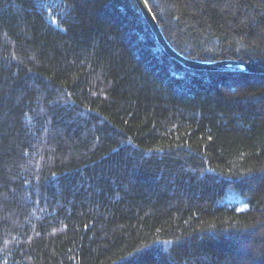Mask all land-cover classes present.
<instances>
[{
    "label": "trees",
    "instance_id": "trees-1",
    "mask_svg": "<svg viewBox=\"0 0 264 264\" xmlns=\"http://www.w3.org/2000/svg\"><path fill=\"white\" fill-rule=\"evenodd\" d=\"M146 1L264 66V0ZM0 264H264V74L137 0H0Z\"/></svg>",
    "mask_w": 264,
    "mask_h": 264
},
{
    "label": "water",
    "instance_id": "water-1",
    "mask_svg": "<svg viewBox=\"0 0 264 264\" xmlns=\"http://www.w3.org/2000/svg\"><path fill=\"white\" fill-rule=\"evenodd\" d=\"M146 20L148 21L150 27L152 28L153 32L155 33L159 43L164 48V50L171 55L173 58L181 62L184 66L199 69V70H217L226 68L227 66H234V69H241L253 73H262L264 74V66L250 63V62H242V61H233V60H224V61H217V62H203L194 60L184 56L183 54L179 53L175 50L171 44L165 38L153 12L151 11L148 3L146 0H137ZM239 66V67H238Z\"/></svg>",
    "mask_w": 264,
    "mask_h": 264
}]
</instances>
